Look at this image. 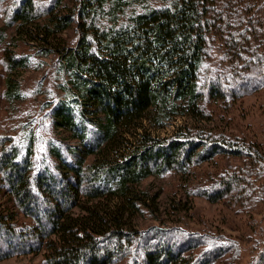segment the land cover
<instances>
[{
  "label": "trees",
  "instance_id": "obj_1",
  "mask_svg": "<svg viewBox=\"0 0 264 264\" xmlns=\"http://www.w3.org/2000/svg\"><path fill=\"white\" fill-rule=\"evenodd\" d=\"M64 2L12 0L6 12L16 32L46 43L77 24L76 42L54 51L68 96L49 113L53 135L77 145L52 138L38 160L32 139L21 146L0 133V197L12 202L0 210V262L42 254V264H214L231 248L216 236L129 226L149 208L139 185L169 173L192 177L217 156L247 154L264 166L263 155L220 130L159 137L143 122H210L212 102L264 92V0ZM3 57L9 74L31 65L26 55ZM244 175L223 173L199 193L212 203L236 196L251 209L254 180Z\"/></svg>",
  "mask_w": 264,
  "mask_h": 264
},
{
  "label": "rangeland",
  "instance_id": "obj_2",
  "mask_svg": "<svg viewBox=\"0 0 264 264\" xmlns=\"http://www.w3.org/2000/svg\"><path fill=\"white\" fill-rule=\"evenodd\" d=\"M11 1L2 2L0 7V133L12 136L21 146L32 139L35 157L46 160V145L52 138L77 145L67 133L56 131V137L53 135L49 116L52 106L68 96L65 92L68 75L59 69L54 51L58 44L70 46L76 42L77 24L73 23L48 43L31 40L28 34L22 36L9 24L6 12L11 8ZM65 5L73 8L76 0H65ZM5 53L26 55L31 65L9 74ZM9 81L14 88L10 87L7 94ZM231 101L227 105L213 102L208 105L214 116L210 122L180 116L164 128H156L145 120L143 129L159 137L173 135L187 127L220 130L234 141L253 144L263 155L264 165V92L245 94ZM246 155L217 156L209 163L194 167L192 177L169 173L145 180L139 187L148 195L149 208L134 214L129 226L138 230L153 226L176 227L201 236H216L231 248L214 264H256L264 250V166L253 165L251 157ZM234 172H243L254 180L256 194L251 209L239 204L236 196L212 203L199 193L203 187L214 185L223 173ZM11 205L7 195L0 197V210H10ZM42 260V254H31L11 257L0 264H42Z\"/></svg>",
  "mask_w": 264,
  "mask_h": 264
}]
</instances>
